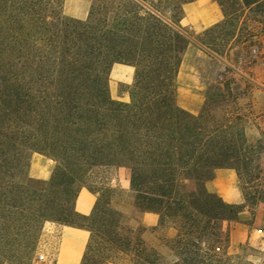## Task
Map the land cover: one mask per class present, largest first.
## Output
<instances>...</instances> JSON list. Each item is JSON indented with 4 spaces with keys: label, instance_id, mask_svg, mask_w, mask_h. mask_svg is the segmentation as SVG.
I'll return each instance as SVG.
<instances>
[{
    "label": "rangeland",
    "instance_id": "rangeland-1",
    "mask_svg": "<svg viewBox=\"0 0 264 264\" xmlns=\"http://www.w3.org/2000/svg\"><path fill=\"white\" fill-rule=\"evenodd\" d=\"M195 1L199 0H53L54 8L62 13L68 25L60 26L54 36L42 39L45 51L38 71L44 91L38 94L39 120L45 127L61 132L47 135L49 141L69 144V94L54 90L50 83L57 80L72 83L79 104L76 114L85 118L90 114V104L97 96L104 95L105 86L115 102L133 103L135 75L131 83L118 81L117 78H121L118 66L133 64L141 57L155 66L148 72L149 78L143 85L145 90L138 92L142 102L137 104L143 109L161 107L150 101L152 93L166 91L170 99L176 98L175 62L178 58L183 59L184 48L192 43L198 49L193 61L206 82L199 112H189L198 121L199 140L203 145L200 155L215 149L218 152L216 162L236 170L239 187L245 196L241 208L247 207L251 218L248 222L264 230V0L257 6H246L242 0H213L222 3L224 19L217 26L199 33L187 26H179L182 6ZM158 19L169 23L183 39H169L157 34L152 24ZM78 21L90 23V27L83 28L77 25ZM140 38L143 44H138ZM156 41L161 43L167 69L158 56ZM164 76L173 77L169 88L160 83ZM61 103L68 107L65 113L59 112ZM101 115L103 124L110 125L109 112L104 110ZM21 120L15 118L10 122L0 111V216L3 224L9 221L6 210L14 197L11 185L31 178L29 166L32 160L37 169L39 160L47 157L35 148L48 139L38 138L21 128H7L14 123L20 126ZM80 134L74 132L73 137ZM138 154L136 151L137 159ZM48 155L54 164L51 176L47 180L32 179L49 184L39 186L40 190L34 189L35 193L28 191L25 196L55 203L65 200L66 205L72 207L81 183L69 186V174L56 172L60 162ZM83 181L99 192L98 215L103 209L121 214L122 228L119 230L123 234L129 229L140 228L147 200L137 198L139 194L124 169L98 167L84 175ZM47 214L53 219L63 218L57 211ZM68 220L79 225L86 223L76 216L68 217ZM47 222L54 221L46 220L42 230ZM230 224H225V228ZM169 227L170 221L166 219L164 227L145 233L146 240L164 254L168 250L163 238ZM40 252L36 246L32 264H43L37 261ZM111 255L114 262L130 264V258L123 253ZM232 255L236 264H264V237L258 242L246 241L239 253Z\"/></svg>",
    "mask_w": 264,
    "mask_h": 264
},
{
    "label": "trees",
    "instance_id": "trees-1",
    "mask_svg": "<svg viewBox=\"0 0 264 264\" xmlns=\"http://www.w3.org/2000/svg\"><path fill=\"white\" fill-rule=\"evenodd\" d=\"M242 2L246 6H257L263 0ZM217 3L223 7L222 3ZM67 25L66 18L54 8L53 0H0V111L10 122L15 118L22 119L20 126L14 123L7 128H21L38 138L48 139L41 141L35 151L48 158V154L53 155L61 165L56 172L69 174V186L80 182L78 191L86 186L97 199L93 212L86 216L75 210L76 197L72 207H68L65 200L55 203L25 196L26 192L35 193L34 189L49 184L46 181L28 177V180L13 183L11 193L14 197L6 210L9 221L1 223L0 216V264H32L46 220L90 232L82 264H108L113 262V252L128 256L130 264H236L229 253L230 235L225 224L238 221L242 208L226 203L206 187L216 169L232 167L216 162L218 152L215 149L200 155L203 145L199 140L197 119L181 108L176 98L171 100L166 91L152 93L150 99L161 107L143 109L138 106L137 103L142 102L138 92L145 90L143 85L155 63L141 57L130 64L136 68L132 104L115 102L105 86L104 95L97 96L90 104V114L85 118L77 116L79 104L74 85L59 80L51 82L54 90L69 94V144L49 141L47 135L61 132L45 127L39 120L38 94L44 91L38 71L45 51L41 44L42 39L46 40L45 36H54L60 26ZM77 25L90 27V23L79 21ZM152 28L166 38L183 39L181 33L166 21L158 19ZM156 44L159 58L164 59L161 43L156 41ZM138 46L136 49L139 50ZM163 59L164 65L161 64L166 68ZM181 61L178 58L175 62V75ZM172 78L164 76L160 83L169 88L173 84ZM60 106V113L68 110L65 103ZM104 110L111 116L110 125L103 124L101 112ZM76 131L81 134L74 138ZM98 167L125 170L133 189L139 194L137 198L147 200L144 212L159 215L156 230L164 227L166 219L170 221V227L177 233L173 238H163L167 254L146 240L147 228L142 223L139 229H129L123 234L119 230L122 228L121 214L103 209L98 215L99 192L83 181L84 175ZM53 211L63 218H50L47 213ZM71 216L86 223L70 222L68 217Z\"/></svg>",
    "mask_w": 264,
    "mask_h": 264
},
{
    "label": "crops",
    "instance_id": "crops-1",
    "mask_svg": "<svg viewBox=\"0 0 264 264\" xmlns=\"http://www.w3.org/2000/svg\"><path fill=\"white\" fill-rule=\"evenodd\" d=\"M182 17L179 19V26L189 27L193 32H203L211 27L217 26L224 19L221 6L213 0H199L188 2L182 6ZM198 49L194 44L189 43L185 49L179 71L177 73L176 98L178 105L190 113L199 112L204 100L205 79H203L196 68L194 57ZM121 78L118 81L131 83L135 75V67L119 64ZM116 68L114 66L112 71ZM34 160L29 166L31 178L47 180L51 176L54 164L47 157L39 160V167L34 169ZM210 192L218 194L226 203L242 206L245 203V196L239 187L238 175L233 168H218L213 179L206 182ZM84 195L91 198L92 205L89 209H83L79 204L80 197ZM96 196L87 188L82 187L75 199V210L82 215H90L93 212ZM247 207H242L238 221L226 225L230 235L229 253H239V248L246 241L258 242L264 237V230L254 227L248 222ZM160 217L155 212H144L142 224L147 230H156L159 226ZM177 231L169 227L165 237H175ZM90 232L84 228L68 226L55 222L45 223L40 235L37 249L44 255L43 264H82V260L90 240ZM108 264H126L122 262H109Z\"/></svg>",
    "mask_w": 264,
    "mask_h": 264
},
{
    "label": "bare ground",
    "instance_id": "bare-ground-1",
    "mask_svg": "<svg viewBox=\"0 0 264 264\" xmlns=\"http://www.w3.org/2000/svg\"><path fill=\"white\" fill-rule=\"evenodd\" d=\"M79 204L83 209H89L92 205L91 198H86L84 195H82L79 199Z\"/></svg>",
    "mask_w": 264,
    "mask_h": 264
},
{
    "label": "built area",
    "instance_id": "built-area-1",
    "mask_svg": "<svg viewBox=\"0 0 264 264\" xmlns=\"http://www.w3.org/2000/svg\"><path fill=\"white\" fill-rule=\"evenodd\" d=\"M46 259H45V257H44V255L43 254H41V253H38L37 254V261H41V262H43V261H45Z\"/></svg>",
    "mask_w": 264,
    "mask_h": 264
}]
</instances>
